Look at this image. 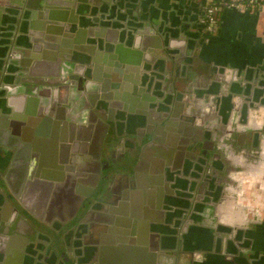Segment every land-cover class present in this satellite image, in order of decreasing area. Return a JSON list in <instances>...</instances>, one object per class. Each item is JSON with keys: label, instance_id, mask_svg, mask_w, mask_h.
Instances as JSON below:
<instances>
[{"label": "crops", "instance_id": "1", "mask_svg": "<svg viewBox=\"0 0 264 264\" xmlns=\"http://www.w3.org/2000/svg\"><path fill=\"white\" fill-rule=\"evenodd\" d=\"M204 5V0L108 3L104 6L109 7L106 9L114 19L105 18L107 25L102 29L105 35L106 29L111 33L110 39L101 36L100 50L104 53L107 47L110 50L117 43L126 44L122 49L136 58V65H129L136 67V71L123 69L120 77V84H130L127 78L136 79V85L139 83L138 94L128 91L135 101L133 106L120 101L125 109L120 120L123 127L130 131L127 127L130 123L143 120L144 116L136 113V109L146 106L154 117L163 111L164 100L171 109L178 102L176 117L172 120L179 127L164 131L160 138L204 140L203 149L197 155L200 158L203 151L210 157L212 179H201L205 164L202 158L199 165L186 152H179V144L175 149V145L166 142L160 150L165 155L161 171L173 174L161 185L164 206L141 212L136 193L149 191L156 196L157 187L149 188L148 182L146 186L144 180H136V171L125 172L120 163L112 165L105 149L101 158L112 165L107 174L109 178L98 187L93 204L77 218L70 219L74 226L64 234L51 230L18 199L11 196L8 200L11 208L0 196V264H264V13L223 9L216 35L204 41L201 15ZM11 18L0 17V28L13 25ZM87 24L93 27L94 23ZM17 25L18 22L14 26ZM146 27L155 30L152 35L161 48L145 44L142 50V32ZM154 38L152 44L156 43ZM169 57L172 59L165 61ZM0 62L3 63L1 59ZM7 64L8 60L5 65L1 64L0 71L4 72ZM141 65L153 75L151 81L138 77H141ZM170 86L172 96L168 91ZM140 88L142 91L138 92ZM124 90L127 91L125 87ZM71 94L67 103L75 119L68 118V121L75 124L83 98ZM131 106L133 110L129 113ZM85 116L87 121L88 113ZM182 117L191 124L187 132L184 127L189 124ZM122 135L123 131L119 136ZM157 152V148H150L146 161L149 166L157 158ZM10 159L9 154L2 158L0 155V167L7 168ZM112 175H128L130 180H111ZM0 184L9 193L1 177ZM24 190L20 188V192ZM25 192V204L44 218L42 192L34 185ZM67 202L71 204L73 198ZM65 207L62 218L68 211ZM16 214L36 228L37 234L32 239L26 236L28 228L20 224ZM129 217L134 224H127ZM114 221L122 222V226H110ZM47 239L50 242L45 244Z\"/></svg>", "mask_w": 264, "mask_h": 264}, {"label": "water", "instance_id": "2", "mask_svg": "<svg viewBox=\"0 0 264 264\" xmlns=\"http://www.w3.org/2000/svg\"><path fill=\"white\" fill-rule=\"evenodd\" d=\"M114 2L115 0H0V4L16 10L14 12L9 10L15 16L11 18L13 25L0 28L3 30L1 35L7 37L8 44L12 45L8 64L2 75L0 72L2 81L0 88L7 86L9 88L7 91L9 96L1 109L3 111L0 119V155L1 158L6 157L7 154L11 157L7 168L0 167V177L9 192L6 194L3 185H0V196L4 201L6 200V206L11 208L8 201L11 196L18 199L22 206L54 232L59 231L70 219L75 218L80 204L82 202L85 204L93 198L98 187L109 178L104 174L110 167L109 163L101 158L103 145L109 136L108 131H113L116 136H119L120 132L122 134L123 124L120 120L124 118L122 112L125 109L120 101L130 102L132 106L135 103L128 91L137 93L136 79L127 78L130 84L126 82L120 84V77L123 75V69L136 71V67H129L136 65V58L122 49L124 46L127 47L126 44L117 43L110 50L107 47L104 53L100 50V39L105 35L102 27L107 25L105 18L114 19L113 14L109 13V7L104 5ZM18 15L20 19L16 27L14 25L17 24ZM87 22L94 23L93 27ZM14 31L16 33L13 35ZM106 31V39H110L111 30L106 29ZM154 31L146 27L142 32L144 34L142 50H145V44H149L151 48L162 47L154 38L155 35H152ZM152 38L156 43H151ZM170 59L172 58H166L165 61ZM104 63H106L105 67ZM42 87L46 90H42ZM168 91L172 96V86L168 87ZM70 92L83 98L80 102L81 112L77 108L75 124L68 121V118L74 116L67 103ZM86 93L88 96L85 97ZM174 93L181 94L176 91ZM175 99H178V95ZM164 102L162 110L168 115L171 108L166 104V100ZM177 105L178 102L171 109L169 115L171 120L164 123L165 127L160 124L156 127L147 126L148 138L152 141L143 150L142 159L132 169L135 172L137 168L136 180H144L146 186L148 182L149 188L157 187L156 196L149 191L138 190L136 193L137 207L141 212L147 213L149 207L159 210L164 206L161 185L164 184V179L168 180L173 173L161 171L164 164L162 157L165 158V155L160 150L164 148L166 142L174 145L176 138L172 136V140L169 138L166 141L160 138V135H164L166 130L170 132L174 130V127L170 128L169 125L173 124L172 118L176 117ZM132 106L128 108L129 113L133 110ZM86 113L89 115L87 121ZM136 113L148 117L155 115L146 106L136 109ZM7 115L10 116V123ZM186 121L188 122L187 119ZM82 122L84 123L81 124ZM140 123L141 127H144L143 122ZM8 126L9 130L6 129ZM188 126L192 128L190 124ZM127 127L131 132L136 131L135 122ZM152 130H154L153 135ZM143 133H139L138 145ZM126 142H131L132 147L134 140L125 139L124 143ZM181 142L189 147L187 150L186 146L184 148L188 157L196 158L197 154L190 151L189 141L185 139ZM124 143L119 144L117 152L123 150ZM149 147L158 150L157 158L151 160L150 166L146 162ZM201 154L205 155L203 151ZM125 157L126 159L121 163L125 166L124 170H128L129 153ZM200 158L205 162L204 157ZM110 161L112 165L120 162L111 159ZM145 167L147 169H144ZM113 176L110 177L111 180L130 179L128 175ZM24 182L28 185L23 192H20ZM33 185L36 190L42 192L43 204H45L43 206L46 208L44 218L25 204V191L31 190ZM65 195L73 198L75 203L69 206L66 217L62 218L56 212L63 211L67 206L61 203ZM14 210L17 213V209ZM116 211L117 209L114 210ZM16 215L20 224L28 228L29 234L25 233L26 236L32 239V235L37 234L36 228L20 214ZM132 223L134 224V221L129 222L128 225ZM49 240H45V244L49 243Z\"/></svg>", "mask_w": 264, "mask_h": 264}, {"label": "flooded vegetation", "instance_id": "3", "mask_svg": "<svg viewBox=\"0 0 264 264\" xmlns=\"http://www.w3.org/2000/svg\"><path fill=\"white\" fill-rule=\"evenodd\" d=\"M1 1H5V0H1ZM207 8L208 7H206V4L204 5V9H203V12H202V22H203V24H204V28H203V33H205L204 35H205V37H203L204 39V41H206L208 38V36L210 37H212V36H214V35H216V26L218 25V20H219V18H220V13L218 14V17H216V19H218L217 20V23H216V25L213 27V29H210V28H207L208 27V23H207V21H206V18H207V20L209 19V12H208V10H207ZM9 10H12V11H16L15 9H13V8H10V7H8V6H6V5H4V4H0V17L2 18L3 17V15H6V16H13V17H15L13 14H11L10 12H9ZM20 12H22V11H20ZM19 15H18V17H17V22L19 21ZM206 26V27H205ZM2 31L0 30V33H1ZM15 33V32H14ZM13 38V37H12ZM7 37H4V36H1V34H0V59L2 60V62L3 63H1L0 62V65L1 64H3V65H5V63L7 62V60L10 58V50H12V45L11 44H8V42H7ZM12 40V39H11ZM202 40V39H201ZM209 40V39H208ZM200 42V41H199ZM192 55L194 56L195 55V53L194 52H192ZM144 64V63H143ZM141 70H142V73H141V77L138 75V77L141 79V80H143V79H145L147 82H149V81H151V79L153 78V75L150 73V71H148V69H146V67L145 66H142L141 65ZM0 72H3V71H0ZM139 72V71H138ZM139 79V80H140ZM136 82H138L137 80H136ZM153 82V81H152ZM1 83H2V81H1V78H0V85H1ZM152 84H154V82L152 83ZM137 87L136 88H139L138 86H139V83L136 85ZM1 87V86H0ZM138 90H141L142 91V89L140 88V89H138ZM0 106L2 105V104H5L6 103V98H8V96H9V92L7 93V91H9V88H8V86H7V88H0ZM137 94V93H136ZM2 109V108H1ZM0 109V119L2 118V112L1 111H3V110H1ZM165 112L164 111H161V112H159V114L158 115H156V116H154V117H152V116H150V117H148V115H144V118H143V120H141V119H136V131L135 132H131V131H127L126 130V126H124L123 127V125H122V127H121V130L124 132V135H122V136H116V134L113 132V131H108V137H107V141L104 143V145H103V150H104V152H105V149L108 151V153H109V160L111 159V160H113V161H120V162H116L114 165H116L117 163H120V168H122L123 167V169L125 168V166H124V164H123V166L121 167V165H122V163L121 162H123V160L124 159H126V157H125V155H128V153H129V157H128V164H129V167H128V170H126L125 172H127V171H130V170H132L135 166H137L136 164H137V162H139V160L140 159H142V153H143V150L144 149H146L147 148V145H148V143H150L151 141H152V139L151 138H148V133H147V126H149V125H154L155 127L157 126V125H162V126H164L165 127V122L166 121H170L171 120V118L169 117V115H170V113L171 112H169L168 113V115H165L164 114ZM7 117H8V123H10V121H11V119H10V116H8L7 115ZM183 118V117H182ZM173 119V118H172ZM183 120H184V122L185 123H187V124H190V123H188L184 118H183ZM1 121V120H0ZM140 121H142L143 123L142 124H144V127H141V123H140ZM177 122L178 123H180V122H182V121H180V120H177ZM182 127L184 126V124L182 125V124H180ZM186 125V124H185ZM191 125V124H190ZM169 127L171 128V127H179V125L178 124H176L175 123V121H173V124H170L169 125ZM187 128H189L187 125H186V127H184V131L185 132H187L188 131V129ZM6 129H8L9 130V126L6 128ZM165 129V128H164ZM154 130H152V135H153V132ZM166 131H168V130H166ZM11 132V131H10ZM142 132H144L143 133V136H142V138L140 139L141 140V142H140V144L138 145V143H137V141H138V139L140 138L139 137V133H142ZM185 132H182V133H185ZM151 135V134H150ZM151 135V136H152ZM180 135H183V134H180ZM172 137V136H171ZM171 137H169L171 140H172V138ZM168 138V139H169ZM130 140V139H132V140H134V143H133V146L131 147V145H132V143L131 142H126V143H124V140ZM122 140V141H121ZM121 142V143H120ZM89 143V142H88ZM122 143H124L125 144V146L123 147V150L119 153V152H117V147L119 146V144L121 145ZM174 145L176 146V148L175 149H177V144H179V146H180V149L179 150H181V151H179V152H187L186 150H184V146L185 145H187V144H185L184 142H181L180 141V139H177V141H176V139H174ZM200 143H203V144H200ZM205 143H204V140L203 141H201V142H199V141H195L194 139H192V140H190V142H189V145H190V151H192V152H194V153H196L197 154V152L200 150V148L201 149H203V145H204ZM182 145H184L183 146V149H182ZM47 148V147H46ZM46 148H44V149H46ZM149 148H151V147H149ZM187 148H188V145H187ZM31 151H30V156H31ZM102 154H103V151H102ZM102 154H101V156H102ZM200 156H202V157H204L205 158V162H203V163H205L202 167H203V169H202V180L203 179H212V176H213V167H212V164L210 163V157H207V156H203L202 154H199ZM191 159V158H190ZM200 158L198 157V155L196 156V158H194L193 159V161L194 162H199V165L200 164H202L201 162H200ZM110 161H108V163H109ZM110 165V167L112 166L111 165V163H109ZM110 167H109V169H107L105 172H104V174H108L109 173V170H110ZM198 169V168H197ZM136 171H137V168H136ZM196 173H198V171L196 172ZM110 175H111V173H110ZM137 175V174H136ZM124 180V179H123ZM127 180H130V179H127ZM1 185V184H0ZM28 184L26 183V182H24L23 183V185H22V189H25V187L27 186ZM53 191V190H52ZM52 191H51V193H50V197H51V195H52ZM40 192V191H39ZM37 194H38V192H36ZM100 194V193H99ZM98 194V195H99ZM39 195H40V193H39ZM98 197V196H97ZM96 197V198H97ZM173 198H177V195H174V196H172ZM96 198H93V199H91V200H88L87 201V203H81L80 204V208H79V211H78V213L76 214V218L78 217V215H79V213H81V211H83V210H87L88 208H89V206L91 205V204H93V202L96 200ZM178 198H180L179 196H178ZM50 199V198H49ZM69 200V198H63V200H61L63 203L65 202L66 204H67V208H69V206L72 204H74L75 202L73 201L71 204H69L67 201ZM72 201V200H71ZM86 201V200H85ZM61 202V203H62ZM62 205H64V204H62ZM65 207V208H66ZM56 213H58V215H63V213H64V210L63 211H59V212H56ZM183 216H185V214L183 215ZM55 220V219H54ZM126 220V219H125ZM133 220V218L132 219H130V217L127 219V224L130 222V221H132ZM121 221H124V220H121ZM178 221V220H177ZM70 220L63 226V228L62 229H60L59 231H55L56 233H61V234H64V233H66V232H68V230H70V228H72L73 226L70 224ZM114 223H115V225H114ZM120 223H122V222H119L118 221V223H117V221H114V222H112L111 224H110V226H114V227H116V226H122ZM117 224V225H116ZM46 225V224H45ZM46 226H48V225H46ZM109 225L107 224V226L106 227H108ZM108 227V228H110L111 229V227ZM180 226V225H179ZM49 227V226H48ZM65 229V230H64Z\"/></svg>", "mask_w": 264, "mask_h": 264}, {"label": "built area", "instance_id": "4", "mask_svg": "<svg viewBox=\"0 0 264 264\" xmlns=\"http://www.w3.org/2000/svg\"><path fill=\"white\" fill-rule=\"evenodd\" d=\"M208 12L209 19L206 21L208 27L213 29L216 25L218 14L226 8H234L240 11L249 12V13H260L264 11V0H204ZM206 27V26H205Z\"/></svg>", "mask_w": 264, "mask_h": 264}, {"label": "rangeland", "instance_id": "5", "mask_svg": "<svg viewBox=\"0 0 264 264\" xmlns=\"http://www.w3.org/2000/svg\"><path fill=\"white\" fill-rule=\"evenodd\" d=\"M263 13H264V12H260L259 14H263ZM157 151H158V150H157ZM156 154H157V153H156ZM73 205H74V204H73ZM73 205H72V206H73Z\"/></svg>", "mask_w": 264, "mask_h": 264}]
</instances>
